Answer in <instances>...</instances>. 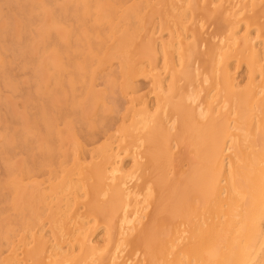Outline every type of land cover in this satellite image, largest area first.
Masks as SVG:
<instances>
[{"label":"bare ground","instance_id":"1","mask_svg":"<svg viewBox=\"0 0 264 264\" xmlns=\"http://www.w3.org/2000/svg\"><path fill=\"white\" fill-rule=\"evenodd\" d=\"M42 1L46 2V0H42ZM56 1H58L59 5L62 4L60 3L59 0H56ZM262 1L263 3H258V2H255L254 0H69L68 7H66L64 11H59L61 14L53 13L56 11V9L53 8L55 9V11H53L52 6L49 4V6H51L50 8L52 9L51 11H53L52 12L53 15L51 16L53 20H55L57 23L64 24V26H62L64 27L63 28L64 30H65V27L68 26V30L65 31V34L66 33L67 34L64 37L62 46L61 47L57 46V43H52L55 45H52V44L51 45L52 47L55 46L54 47L56 48L55 53H60V56H59L61 57L60 61L62 60L64 62L65 60H68L67 63L64 64L65 65L64 67H66L64 68V70L66 69V72L69 73L68 76H70L71 81L72 79L77 77V73H78L77 71H79L77 70L78 68H80V70L81 68H83L85 70L90 71L94 65L95 66L97 65L98 68L102 69L105 67V63L107 62V60H110V61L119 60V63L117 62L119 64L118 68H120L119 74L121 76V79L123 80V83L121 84V88L125 89V91H127V88H129L134 94L131 100V105H132L131 111L132 112L130 113L131 116H129L131 120V124L129 123L130 125L127 128H125L124 139H123L125 140V146L123 148L124 152L126 154H129V156L132 157L133 168H132V172L129 174H126L125 172H123L122 168L118 166V163L115 160L116 155L113 154L112 149H110L111 147H109L108 145L109 148H105V150H103L102 148L103 146L98 144L102 148V150L101 148H99L100 149L99 151L104 156V157L102 156L103 157L102 163L100 161L96 165V167H93V168L86 167V166L80 169L74 168L73 170L77 169L76 170L77 172L79 170L78 174L76 173V175L78 176L77 183L72 180V182H74L75 184H70L69 182L70 179H68L69 181L66 182L68 185H64L61 188L59 187L60 188L59 190H55V191H60L58 193L60 194L62 193V195L66 194V192H69L73 196V201H70L71 203L74 202L73 205L71 204L73 208H70L69 206H67V208H65L66 210L64 209L65 213L70 211L71 209V212H69L70 218H66V219L64 218V216H62L61 211L60 212L58 211L59 213L53 212L51 208L48 207L49 204H45L46 202L45 200H43L44 195L41 196L39 194V192H42L43 189L41 191V190H38V187H35L31 189L32 190L31 192H27L26 190H24L25 192L23 194H25V199H24L25 201L22 199L24 201L22 203L23 204L22 206L24 207L25 210L22 209V212L23 211L27 212L28 216L26 218V216L23 214L26 219L23 220L22 218L23 220L22 227H19V229L24 230V232H27L28 234L31 233V231L35 230L36 226H40V220H42L45 217L44 215H46V219L48 220L47 223L49 222L51 226L50 233L52 234L51 235L52 240L45 239L42 236V234H40L41 236L37 237L36 234L33 233L34 235H31L32 238L29 236L32 239V240L30 239L31 242H29V244L32 243L33 245L31 247L32 249L31 250L29 249L30 252L22 250V252H24V254H26V256L29 257V259H27L24 264H264V0ZM11 2L13 3V1L10 0V3ZM45 2L44 4H46ZM41 3L43 4V2ZM53 5H56V4H53ZM0 7H2L1 2H0ZM5 7H7V5H5ZM64 7L65 6H63L62 8ZM7 8H9V6ZM45 9L47 8H44V10ZM3 10L5 11V14L7 15L6 10L5 9ZM9 12L11 13V11ZM146 12L151 13L154 16L155 15L158 16L160 32L167 31L168 32L167 34H170V41L168 40L169 42L168 41L162 42L158 46L156 44L157 39L155 41V39L152 38L149 43V42H145V40L141 37L140 31L145 28V23L147 21ZM21 13H24V12L21 11ZM49 13L51 14V12ZM3 14L4 13L2 12V15ZM14 14H16V11L14 12ZM27 14L24 13V15H27ZM50 14H47V16ZM28 17L29 16H27V18ZM29 18L31 20L33 19L31 13H30ZM5 19L6 18H4V20ZM151 19L149 18V20ZM24 20L25 19H23V21ZM19 21L21 20L19 19ZM23 21H21V23ZM24 22H26V20ZM241 22L244 23L245 28L247 29H250L252 27H255L257 29V38L263 44V48H261V50H257L252 43L253 40L245 38L244 35L243 37L245 39L240 37V35H238L240 37L239 38L240 40L238 41V39L236 38L235 31L237 30V27L239 26ZM30 23L31 22H29V24ZM21 25H23V23ZM27 25L28 24H26V26L25 25L23 26L25 27V30H26ZM34 26L35 25H33V27ZM148 26L150 27V23ZM153 26L154 25H152V27ZM207 27H212L213 30L211 31V33H208L205 30V28ZM13 28H15V26ZM5 29H8V28L5 27ZM11 29L12 27H10V30ZM153 29H152V32H153ZM27 30H28V27H27ZM149 30L148 31L151 32V28H149ZM12 31H15V29ZM45 31L46 29L44 30V32ZM22 32H20L19 34H22ZM3 34L4 33L1 32L0 34L1 37H3L2 36ZM12 34L14 35V33ZM47 34L45 36L49 37ZM78 34L80 35V38H77L79 37ZM9 35L10 34H8V36ZM10 36H11V39H14L12 38L13 37L12 35ZM20 36L22 38V39L20 38L21 41H23V35H20ZM90 36L97 37V41L95 42V41L89 40ZM4 37H5V34H4ZM14 37L16 36L14 35ZM163 40H166V38ZM47 41H44V42H47ZM56 41L58 40H54V42ZM5 42L3 44H5ZM23 42L26 45L30 43V42L25 43V41ZM1 43H0V46H1ZM6 44H8V42ZM11 44L13 43L11 42ZM41 45L48 46L46 43L44 44L42 43ZM10 46L12 47L13 45H9V44L7 45V47H10ZM13 47L15 49L16 48L18 49V46H13ZM19 47L21 48V45ZM49 47L50 46H48L47 48L51 50ZM41 48L44 49L43 47ZM5 49L4 51L6 52ZM42 49H40L41 52H42ZM20 51L22 52V50ZM24 51L27 52L28 51L27 48H25ZM37 52H39V54L38 53L37 54L40 55L41 52L40 51H37ZM10 53L13 54L14 52H10ZM32 53L33 52H31V54ZM1 56H5V55L1 54ZM158 57H160L161 59L159 60ZM233 58L237 59L235 61L236 63H238L239 67L241 65H244L246 68L248 77L247 75H245L247 77V80L245 83L242 82L243 84L237 82V78L235 77L234 70L236 72V69L232 67ZM20 59H23V58H20ZM42 60H44V58ZM69 60H76V61L70 62ZM86 60H95V64L93 63L94 61H91V62L89 61V63H87ZM3 61L2 63H4ZM13 61H15V59H13ZM13 61L10 62V64L11 63L13 64ZM35 61L36 60H34V62ZM32 63L30 64L31 68H32ZM160 64L161 66H159ZM23 65H25L27 69L30 68L29 65H26V62ZM50 66H54V64L53 65L51 64ZM6 67L5 69H7ZM48 67H49V64H48ZM36 68H35V72H37ZM53 71L56 72V70H52V72ZM107 71L111 72V70H107ZM13 72H15V70ZM1 73L3 72H0V74ZM4 73L6 74V71ZM48 73L50 72L48 71ZM58 73L56 74L58 75ZM239 73L240 72H238L237 75H239ZM9 74H11V72H9ZM89 75H90V72H89ZM110 75L115 76L116 74L115 72H112L110 73ZM10 76H9V79L12 77ZM38 77L39 76H37V78ZM101 77L104 78L103 75H101ZM139 77L141 79L143 78V80L144 78H147L149 80V90H148V93L146 92V94H141L142 93L141 91L143 89L140 91L141 93L139 95L137 94L139 87L138 86L136 87L135 85L136 81L134 80L135 79L139 80L138 79ZM21 78L23 81L24 80L23 76ZM27 78H29V76ZM52 78L56 79L55 74H54V77L53 75L50 77V79ZM14 79L18 80L17 77L15 76H14ZM33 79L37 80L35 77ZM70 79H66V81L68 80V82H66L68 87H71L68 83L74 82V81L69 82ZM39 80L41 79L39 78ZM3 81H6V79L5 80L3 79ZM95 81L96 80L92 81V84ZM98 81L99 80L97 79L96 82ZM56 82L60 83L59 81H55V83ZM64 82L65 81H63V84L62 83L61 84L64 85L65 84ZM82 82L84 83L80 85H85V80ZM118 82L120 81L118 80ZM34 83H37V81L33 82L32 84ZM75 83L76 81L74 82V84ZM139 83L137 85H139ZM142 83L143 84L141 85L145 86L144 82ZM19 84L21 83L18 82L17 87ZM37 84H39L40 87L42 86V84L40 85V83H37ZM37 84L36 85L34 84L33 87H31L30 86L31 84H30L29 87L34 88V86H38ZM51 84L49 83L51 87L50 91L52 90V88L54 90V92H52L53 90L51 91L52 93H57L58 90L56 91L55 89L59 87H60L59 90H63V89L67 90L66 88H63V86H57L60 84H52L54 85L53 87L51 86ZM4 86H6V89L7 88L12 89L11 87L9 88V86L7 87L6 82ZM39 86L37 88L41 89L39 88ZM91 86L92 85L90 84V86H88L87 88L89 87L91 88ZM42 87L44 88V86ZM72 87L73 89L77 88V86L73 84H72ZM14 88L18 91V88L16 87ZM37 88H35V91L37 90ZM80 88H77V89H80ZM106 88H108L107 84H106ZM140 88H142V86H140ZM45 89H47V87H45ZM82 90L83 89H81V91L79 90L78 94H82L80 93L82 92ZM38 91L39 90H37L36 93ZM73 91L74 90L70 91L71 95ZM13 93H15L14 90H13ZM66 93L68 92L66 91ZM119 93H121L120 89H119ZM17 94H19V91ZM38 94H40V92L37 93V95ZM49 94L52 95L51 93ZM59 94H58L59 98H57L56 101L52 98L53 101L55 102H57V100L59 101L61 97ZM75 94L76 93H74V95ZM67 95H68L67 96L68 98L69 94ZM71 95H70V98H71V101L73 102L74 100L72 99L74 98L72 97L74 95H72V97ZM149 95L151 96L153 95L152 96L153 99L151 100L148 99ZM10 97L12 98V96ZM77 97L79 99L81 97L85 99L84 98L85 96H81V97L77 96ZM16 98L17 97L15 96V99ZM108 98L104 96V99H108ZM39 100H40V97H39ZM40 102L41 100L38 103ZM49 102L52 103V101H49ZM55 102L54 104H56ZM95 102H98V101H95ZM107 102H109V99L107 100ZM0 103H2V101H0ZM7 103L8 102H6V104ZM64 103L68 104V102H64ZM119 103H115V104L118 106ZM21 104H23V102ZM69 104L72 105L71 107L72 109L73 107L76 108L75 106H73V103H69ZM75 104L77 105V103ZM104 104L107 105L108 103L106 104L104 102ZM42 105H45V104L43 103ZM128 105L130 104H127V106ZM2 106L3 108H5L4 105ZM61 106H66V105L62 104L60 105V107ZM117 106H114V107H116L117 109L118 108ZM21 107L22 106H20V108ZM46 107H47L46 105H45V108L43 107L44 109H42V113H43L42 115H45L47 118H50L49 115H47L48 113L47 114L44 113V112H47L48 110V108ZM51 107H52V104H51ZM33 109L35 108L33 107ZM62 109H58L59 112L57 113H62L60 111H63L65 113L64 111L65 109L64 110ZM77 109L78 108H76V110ZM79 109H81V106ZM125 109L127 108H124V110ZM93 110L96 111L95 109H92V111ZM25 111H27V109ZM69 111L70 110H68V112ZM111 111H112V108L110 112ZM32 112H34V110ZM74 112L75 111H73L72 114ZM126 112L128 111L126 110ZM40 113H41V110H40ZM92 113H95V112H92ZM16 114H19V113H16ZM35 114L36 116H38L37 113ZM51 114H53V118H56V116H54L56 114L54 113H51ZM118 114L115 113L114 114L116 115L115 117H117ZM4 115H5V119H7L6 118L7 114H4ZM73 115L74 117H72V115L70 116L71 119L68 115H65V116H68V118L63 117V119L65 121L66 119H69L72 121V119L76 118L75 117L76 114H73ZM81 115L82 113H79L80 117ZM102 115H103V112H102ZM60 116L61 115H59V118H56L54 120H57V119L63 120V119H60ZM39 117L41 116H38V118ZM121 117H119V119ZM129 117H125V118L129 119ZM94 118L98 119V117L93 116L92 120H95V123H96L97 119H94ZM87 119L90 120L89 118ZM115 119L117 120V118ZM115 119H114V122H116ZM21 120L23 119L21 118ZM112 120L113 118L111 119V121ZM81 121L83 120L81 119ZM100 121H101V124L99 125L101 126V129H100L101 133L108 130V128L111 129L108 126V123H105L104 122L105 120L103 121L102 117ZM8 122H9V126H11L12 128L13 124L10 125V121ZM45 122L46 121H44L43 123L44 126L42 124L43 128H45ZM55 122L59 125L62 124V126L64 125L63 127H65V124H66L65 122H62V123H58L59 121H55ZM85 122H87V120L84 119V123ZM121 122L122 121H120V123ZM49 123H53V122L49 121ZM84 123H83V126L85 127L86 124L84 125ZM109 123L111 122L109 121ZM112 124L113 122L110 125L112 126ZM126 124L123 123L122 125L126 126ZM79 126H75V127L79 128ZM94 126L95 125H92V127ZM53 127H54V123H53ZM89 127L90 126H88V128ZM48 128H50L51 130L53 129L48 124V127L45 128V130L49 134L51 133L54 134L56 130L59 129V127H56L57 129L55 128V131L53 130L54 131L53 133V132H50L51 130L50 129L48 130ZM69 128H73V127H69ZM3 129L5 130V128ZM66 129L70 130L68 128ZM15 130L19 132L18 129H15ZM15 130H14L15 133L13 132L14 135L11 133L13 137L17 134L16 133L17 131ZM85 130L86 129H84V131ZM113 130L115 131L119 129H115L114 127ZM79 131L82 134L81 139H84V140H82V144H80L81 142L78 143L79 144L78 145L79 147H78L76 145L77 142L75 139L76 136L74 135L75 133L74 134L72 133L75 136V137L72 136V138L75 139V141L73 142H76L74 143V146H77L78 147L77 149L78 150L80 149L81 153L85 154L86 152L84 149L86 148V146L84 147L83 141H87V139L92 140V138L90 137H93L96 134L88 136L86 133L81 132L82 131L81 129ZM88 131L89 129H87V132ZM28 132L30 131L28 130ZM69 132L71 133V131ZM97 132L99 133V131ZM110 132L111 131L109 130V134H111ZM19 133L22 134L21 132ZM35 133L36 135H39L41 134V131L38 132L37 130L35 131ZM70 133L68 137L70 136ZM80 133L78 132L79 137L81 136L79 135ZM4 134L3 136L1 135V137H3L2 138L3 141L4 139H7L6 137L4 138ZM32 134H34V132ZM36 135H35V138H36ZM111 135L109 136V138H111L109 140H112L113 136L111 137ZM22 136L24 137V135ZM29 136H31V134ZM54 136L56 135L54 134ZM31 138H33V135ZM31 138L30 140H27L25 142L30 143L31 141L30 144L32 146ZM93 138H95L96 140V138L98 137H93ZM119 138H118V141H119ZM37 139L39 140V138H36V140ZM105 139H107V137ZM63 140H64V136H63ZM102 140L103 139H101V142ZM113 140L115 139L113 138ZM113 140L110 142H113ZM18 141L21 142L20 139ZM46 141L48 142L47 138H46ZM6 142H8V140ZM101 142L100 144H102ZM89 143L86 142L85 144H89ZM35 144L33 143V146H35ZM63 144H66V142H63ZM17 145H18L17 147L19 148L18 143ZM7 146H5V148H7ZM12 146H14V144ZM31 146H30V150H32ZM62 146L63 145H61V147ZM88 146L86 149L96 154L98 157V152L97 153L93 152L95 150L93 145L90 146V147H93L94 149L93 151L92 149L90 150V147L88 148ZM26 147L28 146L26 145ZM47 147H50L49 144H47ZM21 148L23 147H20V149ZM64 149L63 150L61 149L64 152L62 153V155L65 154V152L67 151ZM183 150L186 153H184ZM34 151L35 150H32V152ZM181 151L184 154L188 155L189 157L188 159L191 162L189 165H187L185 169L182 166V163H184L183 157L176 156ZM72 152H74V150ZM72 152L70 151V153ZM182 152L181 154H183ZM45 153H42L41 156L46 158V156H49L50 153H53V152L52 151L47 152L49 153V155ZM81 153L80 155H82ZM89 153H88V156L90 158V156L93 154L90 153L89 155ZM19 154L21 155V153ZM39 154H41V152H39ZM43 154H45L46 156ZM10 155H8L7 157L8 159ZM20 155H19V158H20ZM27 155H31V154L27 153ZM68 155H69V152H68ZM71 155L74 156V154H71ZM96 155L93 156V159H95ZM187 155L184 159L187 158ZM15 156L16 155H14V157ZM11 157L10 159H12ZM33 157L38 158V155H35V156L33 155ZM67 157L70 158V156H67ZM50 158H52V156ZM89 158L87 157L88 160ZM38 159L37 160L35 159V160L38 161ZM1 160L3 159L0 158V161ZM27 160L29 159L27 158ZM41 160L43 161L46 159L41 158ZM62 160L65 161L67 159L63 158ZM24 161L25 160H23V163ZM50 161L51 160L49 159V162ZM52 161H53V158H52ZM11 162H14V161H11ZM59 162L58 164H62V161L61 163ZM68 162H69V159H68ZM26 163L24 164L27 166ZM54 163L55 162H53V164H50V166L45 165L47 166L46 169L48 167H51V165L54 166ZM70 163L72 164V162ZM4 164H7V162ZM66 164H69V163H64L65 167H66ZM76 164H80V163H76ZM127 164H125V167ZM14 165L15 163L13 164V168H14ZM17 165L19 166V164ZM38 165H42L41 162L40 164L38 163ZM127 166H129V164ZM55 167H58V166H55ZM43 168L45 169L44 166ZM59 169H60V166L58 167V169L53 167L52 173L56 172L57 174H60L61 169L60 170ZM24 170H25V167H24ZM50 170L48 169L49 172ZM57 170L60 171V173H58ZM25 171L26 173L28 172L27 174L31 173V172L29 173V168ZM34 172L35 171H33L32 173ZM49 172H47L48 175L51 174ZM71 172L74 173V171H71ZM14 173L16 175V172H13V174ZM24 175L27 176L25 173ZM31 175H32V178L33 177L35 178L37 176L36 174H35L36 176H33V174ZM11 176L13 177V175ZM50 176L51 175L48 176V179ZM70 176H72L71 173L69 175V178H71ZM19 177H22V176H19ZM59 178L62 179L61 177ZM29 180H28V183H29ZM33 181H36V178ZM43 182L44 181L42 180L40 184ZM20 183L17 182L16 185L18 184L20 186L21 185ZM50 183L53 185L51 181L49 182V184ZM58 184L56 183V186ZM9 188L10 187H8L7 190L5 188V190L8 191ZM54 189H56V187ZM19 190H22V189H19ZM15 192H17V190ZM49 192H51L50 189H49ZM11 193L12 192H10V194ZM56 193L57 192H55V195H57ZM6 196H4V201H7L5 200L7 198ZM14 196L17 197L15 193H14ZM52 196H54V193ZM13 198H12V201L14 200ZM55 199H53V201ZM61 199L62 197L60 198V200ZM69 199H72V198H69ZM63 202H66L65 204L67 205V201H63ZM10 205L11 203H9V206ZM40 207H42V210L44 212L47 211L46 214L42 213L43 212L42 210H41L42 212L39 211V209H41ZM11 208H13V206H11ZM5 209L7 208H5L4 206V210ZM14 209L11 210L10 213H12ZM18 213L20 212L18 211ZM3 216L4 215H2V217ZM10 217L11 216H9V218ZM12 217L10 219H12ZM20 217H22V215L19 216V218ZM1 220L3 219H0V221ZM4 220L2 221L3 224L6 221ZM14 223H15L14 224L15 226H18V224H16V221ZM47 223H45L46 226L49 225ZM3 224L0 226V233L2 230H4V228L2 229ZM90 224H93V226H90ZM5 225L7 227L8 223H5ZM11 225H13V220H12ZM101 226L104 227V229H106V233H107V240H106L107 243L104 249H101L100 247L95 245L96 240H94L92 237L93 230ZM17 229L18 227L16 228V230ZM12 232H13L12 235L11 234L9 235L10 239L15 238L13 237L15 236L14 231ZM18 233H20V231ZM3 235L2 233L0 234V248H1V245H2V248L3 246L6 247L8 245V243L7 245H5V243L3 242L5 240L3 239ZM18 235L19 236L17 237H20V234ZM47 236H48V233H47ZM12 242L13 241H11V244H14ZM18 242L20 243V239L18 240ZM25 242H27L25 243V245H27L28 241H25ZM15 243H17V241ZM18 245L19 244H17V246ZM63 246H66L65 251H62ZM101 246H103V244H101ZM10 248H11V245H10ZM7 249H9V245ZM1 250H5V249H1ZM9 254H10L9 256V259H10V257H12L13 252L11 253L10 251L8 255ZM16 255H17V252H16ZM14 258H13V261L11 258V260L9 261L10 264L11 262H13V264H16V262H18V260L15 261ZM4 263H6V261ZM21 263L23 264V262Z\"/></svg>","mask_w":264,"mask_h":264},{"label":"rangeland","instance_id":"2","mask_svg":"<svg viewBox=\"0 0 264 264\" xmlns=\"http://www.w3.org/2000/svg\"><path fill=\"white\" fill-rule=\"evenodd\" d=\"M7 1V2H6ZM0 0V2H1V6L2 7H0L1 9H0V12H1V16H0V19L2 18V17H4V18H6L5 20H4V18H2L1 20H0V34H1V32L2 33H4L5 34V37H4V34L2 35L3 37H1V35H0V43H1V46H0V57H1V59H0V64L2 63V61L4 62V63H2V64H4V65H0V72H5L6 71V74L4 73H1L0 74V89L2 90H0V93H1V95H0V101H2V103H0V120L3 122H1L0 121V123H2V124H0V158L1 159H3V160H1L0 161V185H2V186H0V219H5L4 221V224H3V220H1L0 221V226L3 224V227H2V229L4 228V230H2L1 231V233H2V235H3V239H5L3 242L5 243V245H7V243H8V245H9V249H7L8 248V245L6 246V247H4L3 246V248H2V245H1V248H0V250L1 249H5V250H1L0 252H1V254H0V264H10V260H11V258H12V261H13V258L15 259V261L16 260H18V262H16V264L18 263V264H22L21 262H23V264L26 262V260L27 259H29V257H27L26 256V254H24V252H22V250L23 251H29L30 252V250L32 249L31 247H32V243H30L29 244V242H31V238H32V236L31 235H34V234H36V236L38 237V236H41L40 234H42V236L45 238V239H47V240H52V234L50 233L51 232V226H50V224H49V222L47 223V219H46V215H44L42 218V220H40V226H36L35 227V230L34 231H31V233H27V232H24V230H22V229H19V227H22V221L23 220H25L26 218H27V216H28V214H27V212H25V211H23L22 212V209L23 210H25L24 209V207L22 206L23 204V202L25 201L24 199H25V194H23L25 191L24 190H26L27 192H31L32 190L31 189H33V188H35V187H38V190H41L42 191V189H43V191L42 192H39V194L41 195V196H43L44 198H43V200H45V204H49V208H51V210L53 211V212H62L61 214H62V216H64V218L66 219V218H70V213L69 212H71V209H70V211H68V212H66L65 213V208H67V206H69L70 208H73V206H71V204L73 205L74 204V202H70V201H73V196L69 193V192H66V194H63L62 195V193L60 194V193H58V192H60V191H55V190H59L61 187H63L64 185H68L66 182H68L69 180L68 179H70V184H75L74 182H76L77 183V180H78V176L76 175V173L78 174V172H79V170H78V172L76 171L77 169H80V168H82V167H91V168H93V167H96V165L101 161V163H102V158L104 157L103 156V154H101V152L99 151L100 149L99 148H101L99 145H101V146H103L102 148H103V150H105V148H109V147H111L110 149H112V151H113V154L114 155H116V157H115V160H116V162L118 163V166L120 167V168H122V170H123V172H125L126 174H129V173H131L132 172V168H133V159H132V157L131 156H129V154H126L125 152H124V146H125V140H123L124 139V132H125V128H127L130 124H131V120H130V117L129 116H131V108H132V105H131V100H132V98H133V96H134V94L132 93V91H131V89H129V88H127V91H125V89H122L121 88V84L123 83V80L121 79V76H120V68H118L119 67V60L118 61H116V60H107V62L105 63V67L104 68H98L97 67V65L95 66H93L92 67V69L89 71V70H85V69H83V68H81V70H80V68H78L77 70H79V71H77L78 73H77V77L76 78H74V79H72V81H76V83L74 84V82L73 83H68L71 87H72V84L73 85H76L77 86V88H80V89H77V88H75V89H77V90H75V89H73V87H72V89H71V87H68V85H67V83L66 82H68V80L66 81V79H70V76H68V72H66V69L64 70V68H66V67H64L65 65L64 64H66L67 63V61L68 60H65L64 62L61 60L60 61V58L61 57H59L60 56V53H55V50H56V48H54L55 46H53L52 47V45H55V44H52V43H57V46H62V44H63V41H64V37L66 36V34H65V31H67L68 30V26L67 27H65V30L63 29L64 27H62V26H64V24H61V23H57L55 20H53V18L51 17L52 15H53V13H56V14H61L59 11H64V9L66 8V7H68V1L69 0H59L60 1V3H62V4H60L59 5V3H58V1H56V0H46V2L45 1H42V0H11V1H13V3L11 2L10 3V0ZM25 1V2H24ZM255 2H258V3H263V1L262 0H254ZM23 2V3H22ZM27 2V3H26ZM30 2V3H29ZM41 2H43V4L41 3ZM44 2L46 3V4H44ZM54 2H56V3H54ZM63 2H65V3H63ZM4 3V4H3ZM11 4V5H9V4ZM19 3V4H18ZM48 3V4H47ZM56 4V5H53V4ZM58 3V4H57ZM13 4V5H12ZM31 4V5H30ZM34 4H35V6H34ZM49 4L52 6V9L53 8H55L56 9V11H55V9H53V11H55V12H53V11H51L52 9L50 8L51 6H49ZM5 5H7V7L9 6V8H7V7H5ZM14 5H16V6H14ZM19 5V6H18ZM21 5V6H20ZM37 5V6H36ZM62 5V6H61ZM34 6V7H33ZM45 6V7H44ZM63 6H65L64 8H62ZM11 7H12V9H11ZM21 7V8H20ZM41 7H43V8H41ZM15 10H14V9ZM18 8V9H17ZM23 8H24V10H23ZM31 8H33V9H31ZM44 8H47V9H45V10H47V11H45L44 10ZM49 8V9H48ZM61 8V9H60ZM3 9H5L6 10V12H7V15L5 14V11L3 10ZM9 9V10H8ZM17 9V10H16ZM20 9H22V10H20ZM31 9V10H30ZM43 9V10H42ZM8 10V11H7ZM14 10V11H13ZM18 10H20V11H18ZM30 10V11H29ZM32 10H34V11H32ZM39 11V13H38V11ZM41 10H42V12H41ZM9 11H11V13L9 12ZM16 11V14H14V12ZM21 11L22 12H24V13H26L27 14V12H28V14L27 15H24V13H21ZM26 11V12H25ZM32 11V12H31ZM2 12L4 13L3 15H2ZM20 12V13H19ZM34 12V13H33ZM44 12V13H43ZM49 12H51V14L49 13ZM53 12V13H52ZM30 13H31V15H32V17H33V19L31 20L29 17H30ZM148 12H146V17H147V21H146V23H145V28L143 29V30H141L140 31V35H141V37L145 40V42H149L150 43V41H151V39L152 38H154L155 39V41H156V39H157V41H156V44L159 46L162 42H167L168 40L170 41V34H167L168 32L167 31H162V32H160V26H159V18H158V16L157 15H152L151 13H148ZM35 16H34V15ZM47 14H50V15H48L47 16ZM7 16H9V17H7ZM24 16V17H23ZM27 16H29L28 18H27ZM17 17H19V18H17ZM151 17H152V19H151ZM15 18H17V19H15ZM38 18V19H37ZM42 18V19H41ZM52 18V19H51ZM149 18L151 19V20H149ZM9 19V20H8ZM13 19V20H12ZM15 19V20H14ZM19 19L21 20V21H23V19H25L26 20V22H22L23 23V25H21L22 23H21V21H19ZM157 19V20H156ZM8 20V21H7ZM40 20V21H39ZM42 20H43V22H42ZM52 20V21H51ZM156 20V21H155ZM2 21V22H1ZM17 21V22H16ZM36 21H38V22H35ZM4 22H6V23H4ZM9 22V23H8ZM11 22V23H10ZM15 22V23H14ZM29 22H31L30 24H29ZM48 22V23H47ZM18 23V24H17ZM28 24L27 25V27H28V30H27V27H26V30H25V27H23L24 25L26 26V24ZM35 23V24H34ZM41 24V25H39V24ZM149 23H150V27L148 26L149 25ZM157 23H158V25H157ZM9 24H10V26H9ZM54 26H53V25ZM155 24H156V26H158V27H156L155 26ZM5 25V26H4ZM33 25H35L34 27H33ZM38 25V26H37ZM59 25H61V26H59ZM152 25H154L153 27H152ZM15 26V28H13ZM36 26H37V28H36ZM66 26V25H65ZM5 27L6 28H8V29H5ZM10 27H12V29L10 30ZM33 27V28H32ZM56 27V28H55ZM244 27V28H243ZM31 28V29H30ZM55 28V29H54ZM149 28H151V32H149L150 30H149ZM155 30H154V29ZM158 28V29H157ZM15 29V31H12V30H14ZM23 30V32H22V30ZM31 31H30V30ZM34 29H36V30H34ZM43 29V30H42ZM46 29V31L44 32V30ZM152 29H153V32H152ZM247 28H245V25H244V23L243 22H241L240 24H239V26L237 27V30L235 31V33H236V38L238 39V41L240 40L239 38L240 37H242V38H247V39H252L253 40V45L255 46V48L257 49V50H261V48H263V44H262V42L257 38V29L255 28V27H252V28H250V29H247ZM3 30V31H2ZM5 30V31H4ZM7 30V31H6ZM34 30V31H33ZM41 30V31H40ZM146 30V31H145ZM149 30V31H148ZM203 30H204V28H203ZM205 30L208 32V33H211V31L213 30L212 29V27H207V28H205ZM209 30V31H208ZM148 31V32H147ZM245 31H247V32H245ZM20 32H22V34H19ZM42 32V33H41ZM54 32V33H53ZM156 32V33H155ZM157 32H158V34H157ZM239 32V33H238ZM12 33H14V35L16 36V37H14V35L12 34ZM36 35H35V34ZM45 33V34H44ZM48 33V34H47ZM52 34V35H50V34ZM149 33V34H148ZM160 33V34H159ZM8 34H10V35H12L13 37L12 38H14V39H11V36L9 35L8 36ZM48 35L49 37H46L45 35ZM63 34V35H62ZM156 34V35H155ZM18 35V36H17ZM20 35H23V41H25V43H29L28 45H26V44H24V42L23 41H21V36ZM34 36V37H32V36ZM39 35H40V37H39ZM238 35H240V37L238 36ZM243 35H244V37H243ZM38 36V37H37ZM78 36L79 37H77V38H80V35L78 34ZM6 37H7V39H6ZM10 37V38H9ZM26 37V38H25ZM53 37V38H52ZM58 37V38H57ZM151 37V38H150ZM163 37V38H162ZM8 38H9V40H8ZM15 38H16V40H15ZM21 38V39H20ZM56 38V39H55ZM90 39L89 40H92V41H97V37H95V36H90L89 37ZM96 40H95V39ZM166 38V40H163V39H165ZM244 38V39H245ZM32 39V40H31ZM35 39V40H34ZM45 39V40H44ZM49 39V40H48ZM94 39V40H93ZM6 42H5V41ZM37 40V41H36ZM49 42H48V41ZM51 40V41H50ZM54 40H58V41H56V42H54ZM147 40H149V41H147ZM242 40V39H241ZM257 40V41H256ZM16 41V42H15ZM44 41H47V42H44ZM53 41V42H52ZM168 41V42H169ZM5 42V44L8 42V44L9 45H13V46H18V49H20V50H22V52L20 51V50H18L17 48L15 49L13 46V48L10 46V47H7V45L8 44H3ZM11 42L13 43V44H11ZM19 43V45H18V43ZM160 42V43H159ZM16 43V44H15ZM44 44V43H46L48 46H50L49 48L51 49V50H49L47 47L48 46H44V45H41V44ZM58 43H59V45H58ZM39 44V45H38ZM52 44V45H51ZM21 45V48L19 47ZM24 45H25V47H24ZM32 45V46H31ZM4 46V47H3ZM23 46V47H22ZM28 46V47H27ZM6 50V52L4 51V49ZM36 47V48H35ZM38 47V48H37ZM41 47H43L44 49H42ZM10 48V49H9ZM23 48V49H22ZM25 48H27V52L26 51H24L25 50ZM52 48H54V49H52ZM57 48H59V47H57ZM1 49H2V51H1ZM12 49V50H11ZM39 49V50H38ZM40 49H42V52H41V50ZM47 49V50H46ZM31 50V51H30ZM18 51H20V52H18ZM37 51H40L41 53H40V55H38L39 54V52H37ZM48 51V52H47ZM4 52V53H3ZM10 52H14L13 54L12 53H10ZM31 52H33L32 54H33V56H32V54H31ZM36 52V53H35ZM10 53V54H9ZM18 53V54H17ZM23 53H27L26 54V56H25V54H23ZM38 53V54H37ZM1 54H3V55H5V56H1ZM17 54V55H16ZM21 54V55H20ZM37 54V55H36ZM42 54H44V55H42ZM56 54V55H55ZM9 55H11V56H9ZM36 55V56H35ZM53 55V56H52ZM13 56V57H12ZM18 56H19V58H18ZM35 56V57H34ZM42 56V57H41ZM44 56V57H43ZM2 57H3V59H2ZM7 59H6V58ZM9 57V58H8ZM30 57V58H29ZM39 58V60H38V58ZM41 57V58H40ZM17 58H18V60H17ZM20 58H23V59H20ZM44 58V60H42ZM13 59H15V61H13ZM27 59V60H26ZM32 59V60H31ZM158 59L160 60L161 58L160 57H158ZM21 60V61H20ZM23 60V61H22ZM26 60V61H25ZM34 60H36L35 62H34ZM233 60V62H232V67L234 68V69H236V72H235V70H234V73H235V77L237 78V82H239V83H242V82H246V80H247V77H248V74H247V72H246V68H245V66L244 65H241L240 67H239V65H238V63H236V61L235 60H237V59H235V58H233L232 59ZM13 61V64L11 63L10 64V62H12ZM39 63H41V64H39ZM41 61V62H40ZM52 61V62H51ZM70 62H75L76 60H69ZM87 61V63H89V61L91 62V61H94L93 63L95 64V60H86ZM150 61H152V60H150ZM25 62H26V65H29L30 66V68H28L27 69V67L25 66V65H23V64H25ZM33 62V63H32ZM38 63V65H37V63ZM60 62H62V63H60ZM116 62V63H115ZM118 62V63H117ZM7 63V64H6ZM32 63V68H31V64ZM34 63H36V64H34ZM113 63V64H112ZM19 64V65H18ZM34 64V65H33ZM46 64V65H45ZM48 64H49V67H48ZM53 65L54 64V66H50V65ZM237 64V65H236ZM6 65H7V67H6ZM11 65V66H10ZM14 66V68H13V66ZM17 67H16V66ZM21 65V66H20ZM37 65V66H36ZM58 65H60V66H58ZM24 66V67H23ZM28 66V67H29ZM37 68H36V67ZM109 66V67H108ZM115 66V67H114ZM117 66V67H116ZM159 66H161V64L159 65ZM237 68H236V67ZM5 67L7 68V69H5ZM21 67H22V69H21ZM26 67V68H25ZM47 67V68H46ZM51 67H52V69H51ZM96 67V68H95ZM12 68V69H11ZM35 68L37 69L36 71L37 72H35ZM53 68H55V69H53ZM57 68V69H56ZM95 68V69H94ZM21 69V70H20ZM39 69V70H38ZM59 69H60V71H59ZM15 70V72H13ZM23 70V71H22ZM30 70V71H29ZM31 70H32V72H31ZM52 70H56V72L55 71H53L52 72ZM99 70V71H98ZM107 70H111V72L110 73H112V72H115V76H111L110 75V73L107 71ZM244 70V71H243ZM21 71V72H20ZM27 71V72H26ZM48 71L50 72V73H48ZM63 71V72H62ZM65 71V72H64ZM106 71V72H105ZM9 72H11V74H9ZM59 72V73H58ZM89 72H90V75H89ZM93 73V75H92V73ZM108 72V73H107ZM238 72H240L239 73V75H237L238 74ZM242 72V73H241ZM27 73V74H26ZM34 73H36V74H34ZM38 73V74H37ZM51 73H52V75H53V77H54V74H55V77H56V79H54V78H52V79H50V77L52 76L51 75ZM54 73V74H53ZM56 73H58V75L56 74ZM60 73H61V75H60ZM15 74H17V75H15ZM29 74V75H28ZM79 74H80V76H79ZM85 74V75H84ZM99 76H98V75ZM12 77H11V76ZM29 76V78H27L28 76ZM35 75H37V76H39L38 78H37V76H35ZM60 75V76H59ZM83 75V76H82ZM86 75H87V77H86ZM91 75H92V77H91ZM101 75H103V77L104 78H102L101 77ZM242 75V76H241ZM245 75H247V77L245 76ZM5 76V77H4ZM9 76L11 77L10 79L15 83V82H19V83H21V84H19L18 85V87H17V83H15V85H14V83L9 79ZM14 76L15 77H17V79L18 80H16V79H14ZM23 76V81H22V77ZM80 78H79V77ZM89 76V77H88ZM96 76V77H95ZM97 76H98V78H97ZM240 76V77H239ZM20 77V78H19ZM25 77V78H24ZM36 78L37 80H34L33 78ZM59 77V78H58ZM84 77H86V78H84ZM93 77H95V78H93ZM108 77V78H107ZM114 77V78H113ZM241 77H243V78H241ZM28 80H27V79ZM32 80H31V79ZM39 78L41 79V80H39ZM65 78V79H64ZM79 78V79H78ZM83 78V79H82ZM100 78V79H99ZM240 78V79H239ZM3 79L5 80L6 79V81H3ZM30 79V80H29ZM45 79V80H44ZM59 81L60 83H58V82H56L55 83V81ZM79 81H78V80ZM82 79V80H81ZM89 79H90V81H89ZM97 79L99 80L98 82H96L97 81ZM103 79V80H102ZM139 80H137V79H135L134 81H136V83H135V85H136V87L138 86L139 88H138V95L141 93V94H146V92L148 93V90H149V80L147 79V78H144V80H143V78L141 79L140 77L138 78ZM245 79V80H244ZM85 80V85H80V84H83L84 82H82V81H84ZM94 81V80H96L95 82H93V84H92V81ZM106 80H108V81H106ZM118 80L120 81V82H118ZM122 80V81H121ZM140 80H142V81H140ZM30 81V82H29ZM37 81V83H40V85L42 84V86H44V88L41 86H39V84H37V83H34L35 85L37 84L38 86H39V88H41V89H38L37 87L38 86H34V88H31V87H33V85L34 84H32L33 82H36ZM63 81H65L64 83V85H62L63 84ZM71 81V79H70V81L69 82H72ZM138 81V82H137ZM5 82H6V85H7V87L9 86V88L11 87L12 89H6V86H4L5 85ZM78 82H79V84H78ZM91 82V83H90ZM105 82V83H104ZM140 82V83H139ZM142 82H144V84H145V86L144 85H141V84H143ZM147 82H148V84H147ZM3 85H2V84ZM49 83L51 84H60V85H57V86H63V88H66L67 90H65V89H63V88H61V89H63V90H59V88H56L55 90L57 91V93H52V92H54V90H53V88H52V92L50 91V89H51V87H50V85H49ZM62 83V84H61ZM96 85H95V84ZM139 83V85H137ZM31 84V85H30ZM51 84V86L53 87L54 85H52ZM88 84V85H87ZM90 84L92 85L91 86V88L89 87V88H87L88 86H90ZM97 84H98V86H97ZM106 84H107V87L108 88H106ZM243 84V83H242ZM29 85L31 86V87H29ZM48 85H49V87H48ZM67 85V86H66ZM104 85V86H103ZM12 86H14V87H16V88H18V91H19V94H17L18 93V91L14 88V87H12ZM140 86H142V88H140ZM45 87H47V89H45ZM35 88H37V90H39L37 93H39L40 92V94H38L37 95V93H36V91H35ZM87 88V89H86ZM105 88V89H104ZM81 89H83L82 90V92H80V93H82V94H78V92H79V90L81 91ZM89 89V90H88ZM93 89V90H92ZM113 89V90H112ZM118 89V90H117ZM119 89H120V92L121 93H119ZM140 89V90H139ZM143 89V90H142ZM6 90V91H5ZM13 90L15 91V93H13ZM30 90V91H29ZM31 90H32V92H31ZM68 90H74L73 91V93H72V95H74V93H76L75 95H77V96H85L84 98L85 99H83L82 97L79 99L77 96H73L72 97V95H71V92L70 91H68ZM98 90H99V92H98ZM107 90H108V92H107ZM142 90V91H141ZM147 90V91H146ZM10 91V92H9ZM29 91V92H28ZM42 91H44V92H42ZM66 91L68 92V93H66ZM85 91H87V92H85ZM93 91V92H92ZM106 91V92H105ZM141 91V92H140ZM144 91V92H143ZM3 92V93H2ZM23 92V93H22ZM47 92H48V94H47ZM70 92V93H69ZM84 92V93H83ZM9 93V94H8ZM29 93V94H28ZM32 93V94H31ZM36 93V94H35ZM49 93H51L52 95H50ZM60 93V94H59ZM89 93V94H88ZM95 93V94H94ZM4 94V95H3ZM58 94L61 96L60 97V99H59V101L61 102H59L58 100H57V102H55L56 101V99L57 98H59V96H58ZM67 94H69V97L67 98ZM105 97H110V98H108L109 99V102H107V100L108 99H104V96ZM12 96V98L10 97V96ZM34 95V96H33ZM40 95V96H39ZM41 95H43V96H45V97H43V96H41ZM70 95H71V97L72 98H74V99H72V100H74L73 102L71 101V98H70ZM101 95V96H100ZM15 96L17 97L16 99H15ZM22 96V97H21ZM56 96H58V97H56ZM97 96V97H96ZM103 96V97H102ZM117 96V97H116ZM123 98H122V97ZM124 96H125V98H124ZM153 96V95H152ZM151 95H149L148 97V99H153V97H152ZM33 97H34V99H33ZM39 97H40V100H41V102L40 103H38L40 100H39ZM56 97V98H55ZM94 97H96V98H94ZM2 98H4V99H2ZM6 98V99H5ZM29 98V99H28ZM48 98V99H47ZM55 100V101H53V99ZM121 98V99H120ZM127 98V99H126ZM46 99V100H45ZM63 99V100H62ZM102 99V100H101ZM4 100V101H3ZM32 102H31V101ZM69 100V101H68ZM79 100V101H78ZM115 102H114V101ZM121 100V101H120ZM11 101V102H10ZM23 102V104H21L22 102ZM33 101H34V103H33ZM49 101H52V103L51 102H49ZM71 101V102H70ZM95 101H98V102H95ZM121 102V103H119V102ZM6 102H8L7 104H6ZM54 102L56 103V104H54ZM64 102H68V104L66 103H64ZM80 102V103H79ZM101 102V103H100ZM104 102L107 104V105H105L104 104ZM123 102V103H122ZM125 102H126V104H125ZM45 104L47 107L46 108H48V110H47V112H44V113H48L47 115H49V117L50 118H47L45 115H42L43 113H42V109H44L45 108V105H42V104ZM50 105H49V104ZM58 103V104H57ZM69 103H73V106H75L76 108H78L77 110H76V108H74L73 107V109L71 108L72 107V105L71 104H69ZM75 103H77V105L75 104ZM100 103V104H99ZM111 103V104H110ZM115 103H119V105L117 106ZM20 105V106H22L21 108H20V106H18V105ZM36 106H35V105ZM51 104H52V107L54 108H52L51 107ZM66 105V106H61L60 107V105ZM81 104H83V105H81ZM113 104H115V105H113ZM125 104V105H124ZM127 104H130V105H128L127 106ZM2 105H4V107L5 108H3V106ZM30 105V106H29ZM38 105H39V107H38ZM81 106V109H79L80 108V106ZM97 105H98V107H97ZM101 105V106H100ZM105 105V106H104ZM109 105H111V106H109ZM123 107H122V106ZM1 106H2V108H1ZM29 106V107H28ZM44 108H43V107ZM68 106V107H67ZM106 106H108V107H106ZM114 106H117L118 108L116 109V107H114ZM126 106V107H125ZM33 107L35 108V109H33ZM38 107V108H37ZM42 107V108H41ZM57 107H58V109H62V110H64L66 107V109L64 110L65 111V113L63 112V111H60V112H62V113H57V112H59L58 111V109H57ZM101 107V108H100ZM119 107H121V108H119ZM8 108V109H7ZM32 108V109H31ZM69 108H71V109H69ZM99 108V109H98ZM103 108H104V110H103ZM109 108H110V110H111V108H112V111L113 112H115L116 114H118V116L117 117H115L116 115H114L115 113H113L112 111L110 112V110H109ZM114 108V109H113ZM124 108H127V109H125L124 110ZM5 109H6V111H5ZM27 109V111H25ZM36 109H37V111H36ZM50 109V110H49ZM92 109H95L96 111H92ZM122 110V111H120V110ZM9 112H8V111ZM13 110V111H12ZM28 110H29V112H28ZM34 110V112L35 113H37V115L38 116H41V117H39L40 118V120H39V118H38V116H36V114L34 113V112H32ZM40 110H41V113H40ZM54 110H55V112H54ZM68 110H70L69 112H68ZM99 112H98V111ZM126 110L128 111V112H126ZM129 110H130V112H129ZM50 111H51V113H54V114H56V115H54V116H56V118H59V115H61L60 116V119H63V117L64 118H68V116L70 117L71 115H72V117H74V115L73 114H76L75 115V119H72V121H73V123H72V121L71 120H69V119H66V121L63 119V120H59V119H57V120H54V119H56V118H53V114H51L50 113ZM73 111H75L73 114H72V112ZM85 111V112H84ZM14 112V113H13ZM19 113V114H16V113ZM82 113V115H81V117L79 116V113ZM88 112H89V114H88ZM91 112V113H90ZM92 112H95V113H92ZM101 112V113H100ZM102 112H103V115H102ZM123 112V113H122ZM126 112V113H125ZM67 113V114H66ZM70 113V114H69ZM98 113V114H97ZM106 113V114H105ZM4 114H7L6 116V118L7 119H5V115ZM10 114H11V116H10ZM16 114V115H15ZM29 116H28V115ZM41 114V115H40ZM93 114V115H92ZM96 114V115H95ZM125 114V115H124ZM13 115H14V117H13ZM19 117H18V116ZM65 115H68V116H65ZM88 115V116H87ZM105 115V116H104ZM111 117H110V116ZM122 115H124L125 117H129V119L128 118H125L124 116H121ZM3 116V117H2ZM22 116V117H21ZM24 116V117H23ZM27 116V117H26ZM90 116V117H89ZM93 116L95 117V116H97L98 117V119L97 118H94V119H97L96 120V123L98 124H96L95 123V120H92L93 119ZM102 117V119H103V121L105 122V123H108V126L112 129H109L108 128V130H106V131H104V132H100V129H101V126L99 125V124H101V121H100V119H101V117ZM19 119H18V118ZM29 117V118H28ZM32 117H34V118H32ZM43 117H44V119H43ZM99 117H100V119H99ZM119 117H121L120 119H119ZM21 118L23 119V120H21ZM28 118V119H27ZM35 118H36V120H35ZM78 118V119H77ZM87 118H89L90 120H88ZM107 118V119H106ZM113 118V120L111 121V119ZM115 118H117V120L115 119ZM124 118V119H123ZM8 119H10V120H8ZM31 119V120H30ZM70 119H71V117H70ZM81 119L83 120V121H81ZM84 119L85 120H87V122H85L84 123ZM114 119H115V121L116 122H114ZM122 119V120H121ZM10 121V125H12V128H11V126H9V122L8 121ZM78 120V121H77ZM124 120H126V121H124ZM7 121V122H6ZM32 121V122H31ZM36 121V122H35ZM39 121H40V123H39ZM44 121H46L45 122V128H47L48 127V124L50 125V127L55 131V128L56 127H59V129L58 130H56V132L54 133V131L53 130H51L50 128H48V130L50 129L51 131L50 132H53L56 136H54V134H49L46 130H45V128H43V126H44ZM49 121L50 122H53L54 123V127H53V123H49ZM55 121H59L58 123H62V122H65V123H63V124H65V127H63L62 126V124H57ZM68 121V122H67ZM75 121H77V122H75ZM100 121V122H99ZM108 121V122H107ZM109 121L112 123L113 122V124H112V126L110 125L111 123H109ZM119 121V122H118ZM120 121H122L121 123H120ZM128 121H130V122H128ZM14 122V123H13ZM33 122H35V123H33ZM42 122V123H41ZM90 122V123H89ZM7 123V124H6ZM48 123V124H47ZM83 123H84V125L86 124V126L84 127L83 126ZM95 123V124H94ZM115 123V124H114ZM118 123V124H117ZM126 124V126L125 125H122V124ZM130 123V124H129ZM15 124V125H14ZM42 124H43V126H42ZM75 124V125H74ZM77 124H79V125H81V126H79V125H77ZM91 124V125H90ZM117 124V125H116ZM18 127H17V126ZM68 125V126H67ZM70 125V126H69ZM92 125H95L94 127H92ZM116 125V126H115ZM121 125V126H120ZM21 128H20V127ZM39 126V127H38ZM60 126H61V128H60ZM67 126V127H66ZM75 126H79V128L80 127H82V128H80L82 131L81 132H84V133H86L88 136H91V135H94V134H96L95 136H93V137H98V138H96V140H95V138H93V137H90V138H92V140H89V139H87V141H83V144H84V147L86 146V148H87V146L88 145H90V146H92L93 145V147H94V149H93V147H90V146H88V148L90 147V150L92 149V151L93 152H95V153H97L98 152V157H97V155L96 154H94V153H92L91 151H89V150H87L86 148L84 149L85 150V154H82L81 153V151H80V149L78 150L77 148L79 147L78 145V143H80V144H82V140H84V139H81V137H82V134L80 133V129L79 128H77V127H75ZM88 126H90L89 128H88ZM119 126H120V128H119ZM69 127H73V128H69ZM76 129H75V128ZM98 127V128H97ZM114 127H115V129H119V130H113L114 129ZM3 128H5V130L3 129ZM9 128H10V130H9ZM66 128H68V129H70V130H67ZM86 129L85 131H84V129ZM123 128H124V130H123ZM15 129H18L19 130V132H21L22 134H20L17 130H15ZM31 129V130H30ZM57 129V128H56ZM79 129V130H78ZM87 129H89V131L87 132ZM91 129H93V130H91ZM99 129V130H98ZM14 130L15 131H17L16 133V135L13 137V132H14ZM28 130L30 131V132H28ZM38 130V132H40L41 131V134H39V133H37V134H39V135H36V133H35V131H37ZM63 130V131H62ZM73 130H75V131H73ZM77 130H78V132L80 133L79 135H81L80 137L78 136V132H77ZM109 130L111 131L110 133L112 134H109ZM2 131V132H1ZM34 132V134L36 135V138H39V140L37 139L36 140V138H35V135L34 134H32L33 132ZM61 131H62V133H61ZM69 131H71V133L69 132ZM91 131V132H90ZM97 131H99V133L97 132ZM119 131V132H118ZM123 131V132H122ZM10 132V133H9ZM27 134H26V133ZM70 133V136L68 137V135H69V133ZM77 132V133H76ZM90 132V133H89ZM92 132H94V133H92ZM106 132V133H105ZM122 132V133H121ZM5 133V134H4ZM11 133L13 134V135H11ZM15 133V132H14ZM31 134V136H29L30 134ZM61 133V134H60ZM68 133V134H67ZM76 136H74L73 134ZM119 133H121V134H119ZM3 134H4V138L6 137L7 139H4V141H3V137H1V135L3 136ZM65 134H66V136H65ZM98 134V135H97ZM104 134V135H103ZM114 134H115V136H114ZM7 135V136H6ZM18 135V136H17ZM22 135H24V137L22 136ZM28 135V136H27ZM32 135H33V138H31L32 137ZM64 136V140H63V136ZM99 135H101V136H99ZM108 135V136H107ZM111 135V137H112V140H113V138L115 139V140H113V142H110V141H112V140H109V139H111V138H109V136ZM117 135V136H116ZM27 136V137H26ZM38 136H40V137H38ZM45 136V137H44ZM72 136H74L75 137V139H76V142H73V141H75V139H73L72 138ZM104 136V137H103ZM120 138H119V137ZM28 138V139H26V138ZM32 139V146H33V143L35 144V142L36 141H38V142H36V144H35V146H31V141H30V143L29 142H25V141H27V140H30V138ZM107 137V139H105ZM116 137V138H115ZM123 137V138H122ZM18 138V139H17ZM35 138V139H34ZM46 138L48 139V142L46 141ZM55 138H57V139H55ZM103 139L102 140V142H101V139ZM118 138H119V141H118ZM10 139V140H9ZM15 139H16V141H15ZM20 139V141L21 142H19L18 140ZM81 139V140H80ZM98 139V140H97ZM8 140V142H6V141ZM33 140H34V142H33ZM68 140V141H67ZM70 140V141H69ZM95 140V141H94ZM107 140V141H106ZM1 141H3V142H1ZM15 141V142H14ZM57 141H58V143H57ZM116 141H118V142H116ZM5 142V143H4ZM63 142H66V144H63ZM70 142V143H69ZM72 142V143H71ZM86 142H91V143H89V144H85ZM100 142L102 143V144H100ZM109 142H110V144H109ZM114 142H116V143H114ZM3 143V144H2ZM10 145H9V144ZM17 143L19 144V148L17 147L18 145H17ZM20 143H21V145H20ZM28 143V144H27ZM49 144V146L50 147H47V144ZM62 143V144H61ZM74 143H76V145L78 146H74ZM106 143H108V144H106ZM14 144V146H12ZM30 144V145H29ZM99 144V145H98ZM107 145V146H105V145ZM7 145H9V146H7ZM15 145H16V147H15ZM26 145L28 146V147H26ZM36 145H38L39 146V148H38V146H36ZM45 145V146H44ZM61 145H63V146H65V147H61ZM71 147H70V146ZM108 145H109V147H108ZM123 145V146H122ZM5 146H7V148H5ZM11 146H12V148H11ZM30 146H31V149L32 150H35L34 152H32V150H30ZM52 146V147H51ZM67 146V147H66ZM72 146H74V147H72ZM20 147H23V148H21L20 149ZM34 147H35V149H34ZM118 149H117V148ZM121 147H122V149H121ZM3 148H4V150H3ZM11 148V149H10ZM57 148V149H56ZM65 148V149H64ZM72 148V149H71ZM102 148H101V150H102ZM7 149V150H6ZM13 149V150H12ZM24 149V150H23ZM37 149H38V151H37ZM64 149V150H67L66 152H65V154H63L62 155V153H64L62 150ZM121 149V150H120ZM2 150V151H1ZM11 150V151H10ZM15 150V151H14ZM17 150V151H16ZM20 150V151H19ZM74 150V152H72ZM8 151H9V153H8ZM19 151V152H18ZM25 151V152H24ZM26 151H27V153L29 154H31V155H27V153H26ZM43 151H45L46 153L47 152H53V153H50V155L52 156V158H53V161H52V158H50L51 156L49 155V153H47L49 156H46L45 154V152H43ZM70 151L72 152V153H70ZM5 152V153H4ZM7 152V153H6ZM13 152V153H12ZM16 152V153H15ZM32 152V153H31ZM39 152H41V154H39ZM68 152H69V155H68ZM91 153V154H93V155H91L92 156V158H91V156H90V158H89V156H88V153ZM124 152V153H123ZM182 152V151H181ZM181 152L180 153H178L176 156L177 157H179V156H181V157H183V160H184V163H182V166H183V168L185 169L186 167H187V165H189L191 162H190V160L188 159L189 157H188V155L187 154H184V153H186L184 150H183V154H181ZM3 153H4V155H3ZM10 153H11V155H12V157H11V155H10ZM19 153H21V155L19 154ZM34 153V154H33ZM42 153H45V154H43V155H45L46 156V158L45 157H42L41 155H42ZM80 153L82 154V155H80ZM90 153H89V155H90ZM100 153V154H99ZM123 153V154H122ZM7 156H6V155ZM71 154H74V156L73 155H71ZM176 154V153H175ZM8 155H10V157L12 158V159H14V160H12V159H10V157H9V159L7 158L8 157ZM14 155H16L15 157H14ZM18 155V156H17ZM19 155H20V158H19ZM25 157H24V156ZM33 155L35 156V155H38V158H40V159H38L37 157H33ZM56 155H58V156H56ZM94 155H96L95 156V159H93V156ZM186 155H187V160L186 159H184L185 157H186ZM60 156V157H59ZM67 156H70V158L69 157H67ZM82 156H83V158H82ZM103 156V157H102ZM17 157V158H16ZM30 157H32V158H30ZM49 157V158H48ZM61 157H63L64 159L66 158L67 160H62L63 158H61ZM87 157L89 158V160L87 159ZM128 157V158H127ZM27 158L29 159V160H27ZM37 160L38 159V161H36L35 159ZM41 158L42 159H46V160H41ZM71 158H73V159H71ZM25 160L24 161V163H26L27 164V166H28V168H29V173L30 174H27L26 173V171L25 170H27L28 168H27V166L23 163V160ZM49 159L51 160L50 162H52V163H50L49 162ZM68 159H69V162H68ZM118 159H119V161H118ZM5 160V161H4ZM9 162H8V161ZM16 160V161H15ZM36 162H35V161ZM41 160V161H40ZM82 160H84V161H82ZM87 160V161H86ZM186 160V161H185ZM11 161H14V162H11ZM34 161V162H33ZM41 162V164L42 165H38V163L40 164V162ZM47 162V164H46V162ZM56 161H57V163H56ZM60 161V162H59ZM61 161H62V164H58V162L59 163H61ZM75 161H77V162H75ZM78 161H80V162H78ZM7 162V164H4V163H6ZM18 162H20V163H18ZM31 164V166H30V164ZM45 162V163H44ZM53 162H55L54 163V166L53 165H51V167H48L47 169H46V167L47 166H45V165H49L50 166V164H53ZM70 162H72V164L70 163ZM84 162V163H83ZM87 162V163H86ZM91 162V163H90ZM3 163V164H2ZM11 163V164H10ZM15 163V165H14V168L16 169H14L13 168V164ZM48 163H50V164H48ZM64 163H69V164H66V167H65V165H64ZM76 163H80V164H76ZM129 164V166H127L128 164ZM185 163H187V164H185ZM17 164H19V166L17 165ZM29 164V165H28ZM44 164V165H43ZM76 164V165H75ZM125 164H127L126 165V167H125ZM2 165V166H1ZM62 165V166H61ZM74 165V166H73ZM30 166V167H29ZM43 166L45 167V169L43 168ZM55 166H60V169H61V173H60V171H58L57 170V172L58 173H60V174H57L56 172H54V170H53V172L54 173H52V169H53V167L54 168H57L58 169V167H55ZM79 166V167H78ZM81 166V167H80ZM8 167V168H7ZM24 167H25V170H24ZM37 167H39V168H37ZM62 167V168H61ZM63 167H65V168H63ZM10 168V169H9ZM21 168H23V169H21ZM74 168H77V169H75V170H73ZM2 169V170H1ZM12 169V170H11ZM41 169V170H40ZM48 169L50 170V172L48 171ZM59 169V170H60ZM63 169V170H62ZM22 170V171H21ZM35 171L34 173H32L33 171ZM68 170V171H67ZM125 170H127V171H125ZM4 171V172H3ZM63 171V172H62ZM71 171H74V173L73 172H71ZM13 172H16V175H15V173L13 174ZM18 172V173H17ZM21 172V173H20ZM47 172H49V173H51V174H49V175H51L50 177H49V179H48V173ZM12 173V174H11ZM24 173L27 175V176H25L24 175ZM64 173V174H63ZM69 173V174H68ZM70 173L72 174V176H70L71 178H69V175H70ZM19 174V175H18ZM20 174H22V175H20ZM31 174H33V176H36L35 178H36V181H33L35 178L33 177L32 178V175ZM36 174V175H35ZM44 174V175H43ZM55 174V175H54ZM2 175H4V176H2ZM8 175H10V176H8ZM11 175H13V177L11 176ZM28 175H29V177H28ZM3 178H2V177ZM18 176V177H17ZM19 176H22L23 177V179H22V177H19ZM5 177V178H4ZM40 177V178H39ZM57 177H58V179H57ZM59 177H61L62 179H60ZM7 178V179H6ZM14 178H16V179H14ZM37 178H39V179H37ZM12 179V180H11ZM21 179V180H20ZM27 179V180H26ZM29 179H31V180H29ZM6 180V181H5ZM15 180V181H14ZM21 181V183H20V181ZM28 180H29V183H28ZM38 180V181H37ZM42 180L44 181L43 183H41L40 184V182H42ZM49 180V181H48ZM55 180H57V181H55ZM61 180V181H60ZM72 180L74 181V182H72ZM3 181V182H2ZM18 183H20L21 185L19 186L18 184L16 185V183L17 182ZM52 182L53 183V185L50 183L49 184V182ZM2 182V183H1ZM16 182V183H15ZM26 182V183H25ZM9 183V184H8ZM56 183L58 184V183H60V184H58L57 186H56ZM10 185V186H8V185ZM23 184V185H22ZM35 184V185H34ZM39 184V185H38ZM7 185V186H6ZM44 185V186H43ZM49 185V186H48ZM55 185V186H54ZM60 185V186H59ZM6 186V187H5ZM28 186V187H27ZM44 188H43V187ZM6 188V190H7V188L8 187H10L9 189H8V191H6L5 190V188ZM22 187V188H21ZM56 187V189H54ZM60 187V188H59ZM22 189V190H19V189ZM29 190H28V189ZM12 189V190H11ZM49 189H50V191L51 192H49ZM4 190V191H3ZM11 190V191H10ZM13 190H14V192H13ZM17 190V192H15ZM19 190V191H18ZM21 191H22V193H21ZM10 192H12L11 194H10ZM44 192V193H43ZM55 192H57L56 194L57 195H55ZM14 193H15V195H17V197H15L14 196ZM18 193V194H17ZM53 193H54V196H52L53 195ZM6 194H7V196H6ZM23 194V195H22ZM48 194H50V195H48ZM58 194H60V195H58ZM2 195V196H1ZM6 196L7 198L5 199V200H7V201H4V196ZM48 196V197H47ZM57 196V197H56ZM59 196V197H58ZM1 197H3V198H1ZM14 199L13 201H12V198ZM21 197V198H20ZM50 197V198H49ZM62 197V199L60 200V198ZM10 198H11V200H10ZM56 198V199H55ZM67 198V199H66ZM69 198H72V199H69ZM24 201H23V200ZM51 199V200H50ZM53 199H55L54 201H53ZM66 199V200H65ZM21 200V201H20ZM15 201V202H14ZM60 201V202H59ZM63 201H67V205L65 204L66 202H63ZM2 202H3V204H5V205H3L2 204ZM5 202V203H4ZM7 202V203H6ZM56 202V203H55ZM9 203H11V205L9 206ZM59 203V204H58ZM61 203V204H60ZM2 204V205H1ZM54 204V205H53ZM65 204V205H64ZM7 205V206H6ZM19 205H20V207H19ZM4 206H5V208H7V209H5L4 210ZM11 206H13V208H11ZM55 206V207H54ZM65 206V207H64ZM14 207H15V209H14ZM62 207V208H61ZM41 209H39V211L40 212H42L43 210H42V207H40ZM14 209V211H12V213H10V211L11 210H13ZM19 209V210H18ZM21 209V210H20ZM57 209V210H56ZM65 209V210H64ZM4 210V211H3ZM21 213V215H22V217H20L19 218V216H21L20 215V213H18V211ZM42 210V211H41ZM56 210V211H55ZM8 213H7V212ZM63 211H64V213H63ZM14 212V213H13ZM47 212V211H46ZM46 212H42V213H44V214H46ZM49 212V211H48ZM58 212V213H59ZM27 215H26V214ZM69 213V214H68ZM26 216V218H25V216ZM63 214H65V215H63ZM2 215H4L3 217H2ZM68 215V216H67ZM9 216H13L12 217V219H10L9 218ZM2 217V218H1ZM15 217V218H14ZM14 218V219H13ZM22 218H23V220H22ZM64 218H62V219H64ZM9 219V220H8ZM12 220H13V225H11L12 224ZM16 221V224H18V226H15L14 224V222ZM9 221V222H8ZM1 222H2V224H1ZM5 223H8V225L10 226H8L7 225V227H6V225H5ZM11 223V224H10ZM45 223H47V224H49L48 226H46V224ZM21 224V225H20ZM43 225V226H42ZM45 225V226H44ZM5 226V227H4ZM90 226H93V224H90ZM9 227V228H8ZM18 227V229L16 230V228ZM41 227V228H40ZM45 227V228H44ZM42 229V230H41ZM43 229H44V231H43ZM50 231H49V230ZM43 231V232H41V231ZM12 231H14V235L15 236H13V237H15V238H13V239H10V234L12 235ZM20 231V233H18ZM37 231H38V233H37ZM7 232V233H6ZM0 233V234H1ZM7 235H6V234ZM25 233V234H24ZM34 233V234H33ZM46 233V234H45ZM47 233H48V236H47ZM99 233V234H98ZM18 234H20V237H17V236H19ZM38 234V235H37ZM45 235V236H44ZM92 237H93V239L94 240H96L94 243H95V245H97L98 247H100L101 249H104L105 248V246H106V240H107V233H106V229H104V227H99V228H95L94 230H93V233H92ZM31 238H30V237ZM98 236V237H97ZM12 237V236H11ZM26 237V238H25ZM27 237H29V238H27ZM48 237V238H47ZM18 238V239H17ZM21 238H22V240H21ZM24 238V239H23ZM97 238V239H96ZM106 238V239H105ZM7 239V240H6ZM20 239V243L21 244H23V245H21L19 242H18V240ZM30 241H29V240ZM99 239V240H98ZM24 240V241H23ZM7 241V242H6ZM11 241H13L12 243H14V244H11ZM17 241V243H15ZM25 241H28V244L27 245H25V243H27V242H25ZM98 241V242H97ZM102 241V242H101ZM23 242V243H22ZM3 244V243H2ZM17 244H19L18 246H17ZM100 244V245H99ZM101 244H103V246H101ZM4 245V244H3ZM10 245H11V248H10ZM29 245V246H28ZM15 246H17V247H15ZM20 246V247H19ZM24 248H23V247ZM22 247V248H21ZM26 247V248H25ZM66 246H63V248H62V251H65L66 249ZM7 249V250H6ZM20 249V250H19ZM30 249V250H29ZM8 250H9V252H8ZM17 250V251H16ZM19 250V251H18ZM10 251H11V253L13 252V254H12V257H10V259H9V256H10V254L8 255V253H10ZM17 252V255H16V252ZM5 252V253H4ZM29 252H27V253H29ZM4 253V254H3ZM15 253V254H14ZM21 253V254H20ZM26 253V252H25ZM21 256H20V255ZM1 255H3V256H1ZM2 257V258H1ZM6 257V258H5ZM8 257V258H7ZM5 258V259H4ZM9 259V260H8ZM6 261V263H4V262ZM11 264H13V262H11Z\"/></svg>","mask_w":264,"mask_h":264}]
</instances>
